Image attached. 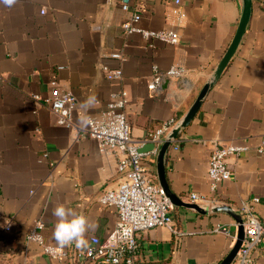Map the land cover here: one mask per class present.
<instances>
[{
	"label": "crops",
	"instance_id": "obj_1",
	"mask_svg": "<svg viewBox=\"0 0 264 264\" xmlns=\"http://www.w3.org/2000/svg\"><path fill=\"white\" fill-rule=\"evenodd\" d=\"M133 12L140 16L134 26L174 31L178 43L124 33L122 24ZM240 12V0H0V264L72 263L49 258L26 241L40 222L46 243L60 247L53 238L58 204L95 225L85 234L87 246L91 237L111 234L115 208L97 198L120 179L116 158L73 128L85 129L87 119L101 117L112 93L126 91L130 135L146 142L143 165L156 177L150 135L191 105L228 48ZM154 67H179L184 75L152 90ZM118 68L122 78H108L105 69ZM65 92L76 99L71 128L58 125L44 102ZM214 142L246 151L226 158L231 176L212 192L207 170ZM165 172L170 190L185 203L239 213L257 199L254 213L264 229V0H252L242 41L169 148ZM191 194L199 200L192 202ZM4 218L11 219L8 233ZM171 218L178 239L164 227L138 234L135 264H220L235 244L238 225L228 215L173 207ZM218 225L228 227L235 241L212 234ZM86 247L62 248L72 258ZM252 257L253 264H264V231Z\"/></svg>",
	"mask_w": 264,
	"mask_h": 264
},
{
	"label": "built area",
	"instance_id": "obj_2",
	"mask_svg": "<svg viewBox=\"0 0 264 264\" xmlns=\"http://www.w3.org/2000/svg\"><path fill=\"white\" fill-rule=\"evenodd\" d=\"M123 11H129L128 5H121ZM41 14L44 12L41 11ZM140 20L138 13L133 12L131 17L122 24V30L126 34L138 33L145 40H159L166 44L176 45L178 36L171 30L146 31L134 26ZM113 58L122 60L119 54H113ZM155 77L149 86L155 90L160 87L165 79H181L184 70L179 67H171L164 72L154 67ZM105 73L111 80L118 81L122 78L121 69H105ZM128 94L121 90L110 95L107 108L100 118L86 120L85 129L78 130L86 136L96 140L102 153L110 154L116 158V170L120 174L117 185L109 190H104L97 198L102 206L115 208L116 223L111 234L105 239L91 237L89 245L79 250L75 256L69 257L67 250L46 243L43 235V225L36 222L27 232L26 241L40 247L42 253L56 260H71L70 264H135L138 252L137 236L157 227L167 228L178 239L180 232L175 228L171 218L172 205L163 196L159 186L146 167L143 158L146 155L140 150L146 142L134 140L130 135L125 107ZM57 117L60 126H72V111L76 106V99L70 93H63L44 101ZM177 118H171L163 122L150 135V142L154 148L150 154L156 156L163 137L171 130ZM203 142V141H199ZM246 148L234 145L221 147L213 143L208 161V180L210 190L214 192L224 181L229 180L231 172L226 165L229 155H240ZM261 150H258L260 152ZM192 202L199 200L197 194H191ZM254 199L249 204H242L239 213L243 219L244 239L233 262L230 264H253L252 252L261 241L263 225L254 213ZM3 232L8 233L11 227V219L4 218ZM212 234L223 235L235 241V235L225 226H215Z\"/></svg>",
	"mask_w": 264,
	"mask_h": 264
},
{
	"label": "water",
	"instance_id": "obj_3",
	"mask_svg": "<svg viewBox=\"0 0 264 264\" xmlns=\"http://www.w3.org/2000/svg\"><path fill=\"white\" fill-rule=\"evenodd\" d=\"M241 12L240 18L235 30V33L232 37V40L226 49L224 55L221 60L211 72L203 86L200 88L198 94L195 96L191 105L187 108V110L183 113V115L177 119L176 123L173 125L171 130L163 137L162 143L159 146L155 158V168H156V178L157 185L159 186L163 196L168 200V202L172 205V207H184L188 209H192L198 212L200 215H210V214H225L233 218L236 224L238 225V233L236 237V241L234 246L232 247L229 254L224 258V260L220 264H230L235 259L238 250L241 247V243L244 239V228H243V219L240 213L236 210L232 209L229 206L225 205H200L195 203H185L182 202L169 188L166 172H165V163L167 158V153L171 145L174 141L180 136L182 131L190 124L194 116L197 114L199 109L201 108L204 100L207 97V94L211 90V88L217 83L223 74L226 67L229 65L231 59L233 58L244 33L246 31L251 10H252V0H240ZM169 84V79H166L162 82V87L167 88ZM154 148V144L150 145V150ZM142 153L146 152V150L142 147L140 150Z\"/></svg>",
	"mask_w": 264,
	"mask_h": 264
},
{
	"label": "clouds",
	"instance_id": "obj_4",
	"mask_svg": "<svg viewBox=\"0 0 264 264\" xmlns=\"http://www.w3.org/2000/svg\"><path fill=\"white\" fill-rule=\"evenodd\" d=\"M4 2L11 5L13 0H4ZM52 214L56 217L53 238L60 247L72 244H75L77 248L87 246L85 234L95 227L87 217L76 214L72 208L64 204H58Z\"/></svg>",
	"mask_w": 264,
	"mask_h": 264
}]
</instances>
